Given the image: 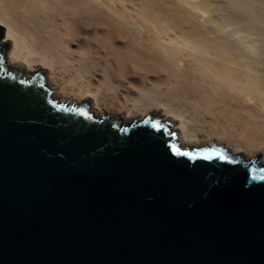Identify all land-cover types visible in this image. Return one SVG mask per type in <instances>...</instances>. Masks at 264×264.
<instances>
[{"label":"water","instance_id":"obj_1","mask_svg":"<svg viewBox=\"0 0 264 264\" xmlns=\"http://www.w3.org/2000/svg\"><path fill=\"white\" fill-rule=\"evenodd\" d=\"M2 38L0 264H264L263 160L56 103Z\"/></svg>","mask_w":264,"mask_h":264},{"label":"bare ground","instance_id":"obj_2","mask_svg":"<svg viewBox=\"0 0 264 264\" xmlns=\"http://www.w3.org/2000/svg\"><path fill=\"white\" fill-rule=\"evenodd\" d=\"M0 31L5 68L56 103L264 161V0H0Z\"/></svg>","mask_w":264,"mask_h":264},{"label":"rangeland","instance_id":"obj_3","mask_svg":"<svg viewBox=\"0 0 264 264\" xmlns=\"http://www.w3.org/2000/svg\"><path fill=\"white\" fill-rule=\"evenodd\" d=\"M237 26H239V25H237ZM235 27H236V26H235ZM235 27H234V28H235ZM253 30H255V29H253ZM250 31H251V30L249 29V32H250ZM255 31H256V30H255ZM251 33H258V32H257V31L254 32V31H253V32H251ZM258 42H259V40H258ZM45 83H46V82H45V79H44V77H43V86H44L45 89H47ZM49 96H50V99L52 100V98H51V94H50ZM85 103L88 104V113L91 114V113L89 112V110H90V108H91V105H90L89 102H84L80 107H82ZM168 125H169V124H168ZM170 129H171V127H170ZM170 129H169V131H170ZM169 131H168V132H169ZM169 135H170V134H169ZM174 141H175V140H174ZM175 142H176V141H175Z\"/></svg>","mask_w":264,"mask_h":264}]
</instances>
